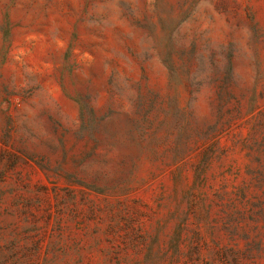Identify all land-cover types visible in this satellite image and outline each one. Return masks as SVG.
Instances as JSON below:
<instances>
[{
	"label": "rangeland",
	"instance_id": "374dc122",
	"mask_svg": "<svg viewBox=\"0 0 264 264\" xmlns=\"http://www.w3.org/2000/svg\"><path fill=\"white\" fill-rule=\"evenodd\" d=\"M0 264H264V0H0Z\"/></svg>",
	"mask_w": 264,
	"mask_h": 264
}]
</instances>
